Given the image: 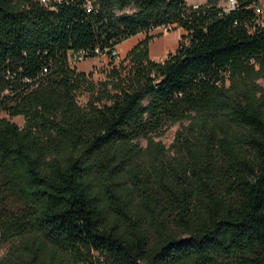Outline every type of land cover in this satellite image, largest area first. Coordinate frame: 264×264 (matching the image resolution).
Instances as JSON below:
<instances>
[{
    "label": "trees",
    "instance_id": "obj_1",
    "mask_svg": "<svg viewBox=\"0 0 264 264\" xmlns=\"http://www.w3.org/2000/svg\"><path fill=\"white\" fill-rule=\"evenodd\" d=\"M226 1L0 0V264H264V0ZM141 32L100 84L70 65Z\"/></svg>",
    "mask_w": 264,
    "mask_h": 264
},
{
    "label": "rangeland",
    "instance_id": "obj_2",
    "mask_svg": "<svg viewBox=\"0 0 264 264\" xmlns=\"http://www.w3.org/2000/svg\"><path fill=\"white\" fill-rule=\"evenodd\" d=\"M189 4H203L206 0H187ZM225 5V2L224 4ZM262 8L264 9V2L262 3ZM185 31L180 28L174 26H166V27H157L148 32V34L153 36V39L150 40L148 45V54L149 57L156 61H164L170 54L175 53L178 49L179 43L181 41L182 35ZM147 32H141L135 36L128 38L127 40L123 41L118 45L120 49V59L115 61L113 59H107L103 57H87L86 59L79 61L77 63L73 62L70 65L75 67L80 72H85L91 75V80L95 84H100L101 82L107 79V74L110 69L114 65H119L121 62L128 63V53L129 51L135 46L138 42L145 39ZM264 86V79L259 81ZM90 99V95L85 93L80 95L78 98L81 104H86ZM0 116H7L6 113L0 112ZM12 121L16 122L20 126H23L25 123V119L23 116H16L12 118ZM182 129L181 123H176L170 125L167 128L166 132L162 135L157 137V140L161 141L166 148H169V155L171 158H175L180 154L177 152L176 149L170 148L172 143L175 141L177 132ZM142 147L147 146V141L142 139L140 141ZM20 205L17 202L12 201L8 204V208L12 212H17L20 209ZM172 229L178 230L173 224L170 225ZM15 241V237L10 238V240L0 242V259L4 257L13 242ZM234 264H242L239 262H234Z\"/></svg>",
    "mask_w": 264,
    "mask_h": 264
},
{
    "label": "built area",
    "instance_id": "obj_3",
    "mask_svg": "<svg viewBox=\"0 0 264 264\" xmlns=\"http://www.w3.org/2000/svg\"><path fill=\"white\" fill-rule=\"evenodd\" d=\"M50 0H41L43 3H48ZM264 1H260L255 5V12L257 15V22L259 25L264 27V9L262 8V3ZM91 4H88V7L90 8ZM199 4H194V7H198ZM236 6V0H227L225 2V8L227 10L232 9ZM95 54L97 57H103L107 59H113L115 61H118L120 59V49L118 48V45H115L113 47H108L105 49L97 48L95 50ZM90 52H88L85 49H78V50H72L69 53V62L70 64L75 62L82 61L86 59L87 57H90Z\"/></svg>",
    "mask_w": 264,
    "mask_h": 264
}]
</instances>
